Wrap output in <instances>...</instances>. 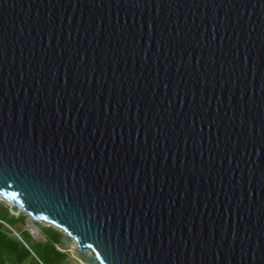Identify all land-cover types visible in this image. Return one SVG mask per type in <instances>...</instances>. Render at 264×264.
<instances>
[{
  "label": "water",
  "instance_id": "95a60500",
  "mask_svg": "<svg viewBox=\"0 0 264 264\" xmlns=\"http://www.w3.org/2000/svg\"><path fill=\"white\" fill-rule=\"evenodd\" d=\"M0 197L82 264H264V0H0Z\"/></svg>",
  "mask_w": 264,
  "mask_h": 264
},
{
  "label": "trees",
  "instance_id": "16d2710c",
  "mask_svg": "<svg viewBox=\"0 0 264 264\" xmlns=\"http://www.w3.org/2000/svg\"><path fill=\"white\" fill-rule=\"evenodd\" d=\"M27 213H12L0 200V264H68V251L57 248L63 232L51 225H41L43 238L32 237L25 224ZM19 223L21 225H19Z\"/></svg>",
  "mask_w": 264,
  "mask_h": 264
},
{
  "label": "rangeland",
  "instance_id": "374dc122",
  "mask_svg": "<svg viewBox=\"0 0 264 264\" xmlns=\"http://www.w3.org/2000/svg\"><path fill=\"white\" fill-rule=\"evenodd\" d=\"M0 200L4 201L6 204L9 205V203L4 199V198H1L0 197ZM22 211V210H20ZM19 211V212H20ZM18 212H15V214H17ZM25 224L21 225L19 223V225H21L22 227H25V228H28L32 237L35 238V239H40V238H43V233L41 231V225H44V224H51L53 226H55L54 224L52 223H49V222H45L43 220H37V221H33L31 220L28 216H26L25 218ZM57 228H59L62 232L63 230L58 227V226H55ZM68 260H69V263L68 264H82L78 259H76L75 257H73L70 252L68 251Z\"/></svg>",
  "mask_w": 264,
  "mask_h": 264
}]
</instances>
